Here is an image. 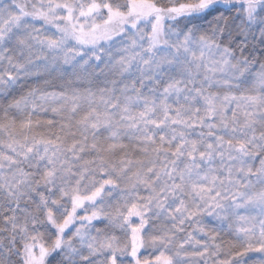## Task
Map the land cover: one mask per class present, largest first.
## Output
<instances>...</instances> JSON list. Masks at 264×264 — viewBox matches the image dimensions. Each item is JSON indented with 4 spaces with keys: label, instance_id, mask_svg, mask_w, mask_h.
I'll return each mask as SVG.
<instances>
[{
    "label": "snow or ice",
    "instance_id": "6c2138e0",
    "mask_svg": "<svg viewBox=\"0 0 264 264\" xmlns=\"http://www.w3.org/2000/svg\"><path fill=\"white\" fill-rule=\"evenodd\" d=\"M0 264H264V0H0Z\"/></svg>",
    "mask_w": 264,
    "mask_h": 264
}]
</instances>
